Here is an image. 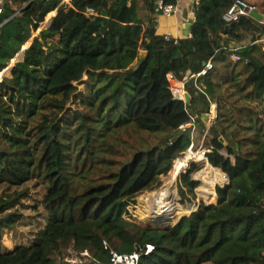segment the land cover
I'll use <instances>...</instances> for the list:
<instances>
[{
	"label": "trees",
	"instance_id": "obj_1",
	"mask_svg": "<svg viewBox=\"0 0 264 264\" xmlns=\"http://www.w3.org/2000/svg\"><path fill=\"white\" fill-rule=\"evenodd\" d=\"M62 1L4 0L0 74L10 75L0 81V239L20 227L18 206L35 181L45 189V224L31 243L0 252V264H66V250L92 264H110L113 252L138 254L137 264H264L261 22L246 15L226 22L236 0H200L190 35L167 41L154 25L157 0H144L150 18L139 15L140 0ZM52 12L51 25L33 38ZM248 36L252 46L229 49ZM142 50L148 56L139 63ZM209 61L213 70L190 84L188 107L168 75L184 81ZM196 100L205 108L192 116ZM211 103L205 157L230 180L216 187L217 202H200L166 228L126 219L129 205L160 189L190 149L187 125L207 128ZM198 170L192 162L180 178L183 203L196 198Z\"/></svg>",
	"mask_w": 264,
	"mask_h": 264
},
{
	"label": "rangeland",
	"instance_id": "obj_2",
	"mask_svg": "<svg viewBox=\"0 0 264 264\" xmlns=\"http://www.w3.org/2000/svg\"><path fill=\"white\" fill-rule=\"evenodd\" d=\"M246 2L249 4L248 1H246ZM146 13H147V10H146V6L144 4V0H141V5L139 8V15L141 17H144ZM53 14H54V12L48 14V16L45 19V22L41 24L39 30L33 35V38L37 37L39 35L40 31L45 29L46 23L53 16ZM14 59H16V60H14ZM14 59L13 60L15 63L17 60H20L21 58H18L16 56ZM14 63H13V61L10 63V65L7 68L8 71H9V69L11 71V68H12ZM3 72L0 74V80L4 77H8L10 75V72H4V73ZM86 79L87 78L84 77L83 80H86ZM172 87L174 88V83H172ZM83 88H84V84H81L80 89H83ZM204 103L205 102L203 101V106L205 108ZM72 106L73 105H70L69 107H72ZM204 115H207V113ZM204 122L206 123L207 128L201 129V127H199L198 125L193 127V131L191 134L192 145L190 147V149L192 148V150L195 153L202 152L203 155L206 152H208V150H206L205 147H206V143L211 138V135L209 133V127L211 125V121L208 119L206 121L204 120ZM187 127H189V126H187ZM186 154H187V151H186V153H183V155L179 158V160H181V158L183 159ZM223 154H225L227 156V151L224 150ZM204 158H205V155H204ZM232 160L234 161L235 159L232 157ZM192 162L197 163L199 170L202 169V167L204 166V163H205L204 161H202V162L195 161V160L190 161L187 168L177 176V178L174 182L175 183V194H176V198H177V203L180 204L182 207L183 206L188 207L190 205H197L198 206L200 204V202H202V201L205 202L206 204H215L217 202L216 199L203 198V197H200L198 195V193H196V192H198L199 186L196 189L197 191H195L196 198L193 199L192 202H185V203L182 202L181 197L179 196V193H178V184L180 182L181 176L189 170ZM174 167H175V163H174ZM174 167H173V169H174ZM173 169L167 176L162 177V179H161L162 180V187L160 189H157L154 191L144 192L139 197H137L134 202H132L129 205L128 214H126L124 216L126 219L130 220L131 222L137 223V224H139L145 228H147V227L166 228V227L171 226V225H176L181 220V218L191 215V213L184 214L180 217L179 220L172 222V223H168V224L162 223V222L158 224V222H152V219L150 218V217H152V213L150 211L151 207L149 206V200L152 199L153 195L161 192L163 189H165L169 186V181L171 179ZM197 172H195L193 174L194 180L197 179L196 178ZM198 182L200 185V181H198ZM216 187L217 186H215V188ZM2 192H3V190L0 189V197L2 196ZM44 193H45V189L39 181H35L32 184H30L28 196L18 206L20 208V210L23 212V219L21 220V225L17 229L5 230L3 232L2 238L0 239V252H4L6 250H12L17 245L31 243L33 241V236L35 235V233L44 227L45 218L41 215V205H42L43 200H44ZM151 248L152 247L149 246L148 251L152 250ZM69 254H70V250H66L64 252V254L62 256V262H65L66 264H92V260L90 259V257L86 256L85 254H83L82 256H78L75 253H71L72 256H69ZM205 264H210V263H205Z\"/></svg>",
	"mask_w": 264,
	"mask_h": 264
},
{
	"label": "bare ground",
	"instance_id": "obj_3",
	"mask_svg": "<svg viewBox=\"0 0 264 264\" xmlns=\"http://www.w3.org/2000/svg\"><path fill=\"white\" fill-rule=\"evenodd\" d=\"M204 161V166L196 173V178L200 181L198 195L207 199H216L215 186L224 185L228 182L227 176L222 170L214 169L204 158L202 152L195 153L193 150L187 152L185 157L175 162L169 186L161 192L153 195L149 200L150 211L152 213V222L172 223L180 219L184 214L191 213L195 207L190 205L182 207L177 203L175 194V180L188 166L190 161ZM149 211V210H148ZM126 264H133L132 262Z\"/></svg>",
	"mask_w": 264,
	"mask_h": 264
},
{
	"label": "built area",
	"instance_id": "obj_4",
	"mask_svg": "<svg viewBox=\"0 0 264 264\" xmlns=\"http://www.w3.org/2000/svg\"><path fill=\"white\" fill-rule=\"evenodd\" d=\"M72 0H63L62 4L70 3ZM180 0H157L156 2V8H155V14L156 15H162L167 18H170L174 16L176 10H177V4ZM200 0H195V8L199 5ZM247 8L256 9L255 7H251L245 0H236L231 7L228 9V11L225 13L223 19L228 22H237L242 16L249 15L246 12ZM4 12V0H0V28L2 27L3 23L1 22V17ZM89 12H91L89 10ZM261 24L264 26V19L261 21ZM165 40L169 41L171 39H174L171 37V35H165ZM232 51H238V50H232ZM232 59L235 61H241V57L238 54H233ZM247 63V61H245ZM214 64L212 61H209L204 69L199 72L196 75H191L190 73L186 76L184 81H178L173 78L172 74H169V80H170V89L172 90V93L176 99L182 100L185 102V92L183 91V86L190 81L191 79H196L205 76L208 72L213 70ZM172 83H181L182 84V90L181 92H176L175 88L172 87ZM207 120L209 119L211 122L216 118V104L211 103L210 109L207 113ZM187 126L189 127H195L194 123H190ZM192 150V148H191ZM139 260V255L134 254L131 256L126 255H119L116 252L112 253L111 263L110 264H126L129 262H132L133 264H137Z\"/></svg>",
	"mask_w": 264,
	"mask_h": 264
},
{
	"label": "crops",
	"instance_id": "obj_5",
	"mask_svg": "<svg viewBox=\"0 0 264 264\" xmlns=\"http://www.w3.org/2000/svg\"><path fill=\"white\" fill-rule=\"evenodd\" d=\"M245 1L251 2L253 4H258V7L255 10H257L260 14L264 16V0H245ZM194 7H195V0H180L179 3L177 4V10L174 16L167 18L165 16L155 14L153 18H155L154 25H156V31L158 36L162 37L165 35H171V37L174 39H180L182 37H185L186 35L183 27L186 23H188L191 20V14L194 11ZM246 16H250V15H246ZM150 17H152L151 13L147 12L143 18H150ZM148 25L149 23L146 22V26ZM252 45H253L252 37L248 36L242 42L230 43L229 49L241 51ZM193 82H194L193 88H196L195 87L196 79H191L183 86V91L185 93H188L190 95L191 92L190 90L192 88L190 84ZM181 88L182 86H178L177 92H181L182 90ZM203 108H204L203 101L196 100L195 103L193 104V110L195 112V116H198L199 112H201Z\"/></svg>",
	"mask_w": 264,
	"mask_h": 264
},
{
	"label": "water",
	"instance_id": "obj_6",
	"mask_svg": "<svg viewBox=\"0 0 264 264\" xmlns=\"http://www.w3.org/2000/svg\"><path fill=\"white\" fill-rule=\"evenodd\" d=\"M30 5V4H29ZM27 7V6H26ZM26 7H24L23 9H22V11L24 10V9H26ZM246 12H247V14H249L250 16H252L253 18H255L256 20H258V21H262L263 19H264V16L262 15V14H260L257 10H255V9H251V8H247L246 9ZM56 15V12H54V14H53V16L49 19V21L46 23V25H45V29L46 28H48L50 25H51V22H52V19H53V17ZM193 21H194V13H192L191 14V20L188 22V23H186L185 25H184V30H185V35L186 36H189L190 35V30H191V28H192V25H193ZM32 42H33V39L29 42V44H28V46H27V48H25V49H22L23 50V56H22V58L20 59V60H17L15 63H17V62H21V61H23V58H24V54H25V51L31 46V44H32ZM24 48V47H23ZM148 56V52L147 51H145V50H142L141 52H140V55H139V58H138V62L139 63H141V62H143L145 59H146V57ZM15 63L13 64V66H12V68L15 66ZM204 65H206V64H204ZM12 68H11V70H12ZM3 79V78H2ZM1 79V80H2ZM0 80V81H1ZM185 102H186V104H187V106L188 107H190L191 106V96L188 94V93H185ZM190 114L192 115V116H195V112H194V110L193 109H190ZM207 115H203V119L206 121L207 120ZM189 151H191V149L190 150H188L187 152H189ZM186 153V152H185ZM205 155V154H204ZM206 158V157H205ZM207 160V159H206ZM208 161V160H207ZM214 168V167H213ZM214 169H217V168H214ZM217 170H220V169H217ZM221 171V170H220ZM186 173V172H185ZM227 176V175H226ZM227 178H228V176H227ZM195 180H197V181H199L198 179H195ZM230 183V180H229V178H228V182L226 183V184H224V185H219V186H221V187H224V186H226V185H228ZM197 191V190H196ZM197 193V192H196ZM215 193H216V188H215ZM218 199V197H217V193H216V200ZM193 206H195V210H193L192 212H191V214L193 213V212H195L197 209H198V206L197 205H193ZM182 219V218H181ZM152 250H153V248H152Z\"/></svg>",
	"mask_w": 264,
	"mask_h": 264
},
{
	"label": "clouds",
	"instance_id": "obj_7",
	"mask_svg": "<svg viewBox=\"0 0 264 264\" xmlns=\"http://www.w3.org/2000/svg\"><path fill=\"white\" fill-rule=\"evenodd\" d=\"M185 103H186V102H185ZM178 160H179V159H178ZM152 248H153V247H152ZM152 248H151V249H152ZM150 251H152V250H150Z\"/></svg>",
	"mask_w": 264,
	"mask_h": 264
}]
</instances>
